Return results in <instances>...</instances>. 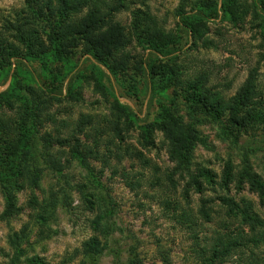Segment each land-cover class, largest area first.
<instances>
[{"label": "rangeland", "instance_id": "374dc122", "mask_svg": "<svg viewBox=\"0 0 264 264\" xmlns=\"http://www.w3.org/2000/svg\"><path fill=\"white\" fill-rule=\"evenodd\" d=\"M45 2L0 0V94L7 92L0 98V264H196L195 251L223 218V196L248 200L264 219L243 177L249 169L264 184V30L257 7L264 12V0H236L241 21L224 16L220 0H125L106 18L125 36L115 74L81 42L65 54L28 53L22 31L46 47L56 40L61 18ZM197 9L208 19L188 32L182 18ZM135 10L173 37L168 55L134 38ZM247 84L253 103L230 122L226 106ZM193 98L226 108L213 119ZM162 110L205 142L196 146L188 175L174 172L157 127ZM200 169L212 182L198 177ZM190 174L203 184L200 193ZM51 193L60 202L50 210ZM195 222L198 239L189 230ZM239 263L236 256L224 262Z\"/></svg>", "mask_w": 264, "mask_h": 264}, {"label": "trees", "instance_id": "16d2710c", "mask_svg": "<svg viewBox=\"0 0 264 264\" xmlns=\"http://www.w3.org/2000/svg\"><path fill=\"white\" fill-rule=\"evenodd\" d=\"M124 3L125 0H46L45 5L48 8L55 6V11L61 18L54 33L56 40L54 42L49 40V47H46L43 43L38 42V38L33 32L25 30L20 33L19 41L26 47L29 54L39 53L41 55L48 51L56 55L65 54L68 52V47H74L81 42L85 45L86 52L93 56L101 67L115 74L116 69H122L123 61L118 57V53L121 51L125 36L116 25L111 22L108 24L106 18L115 11L123 9ZM219 4L224 16L233 21L242 20L244 13L236 6V0H220ZM257 7L258 10L260 9V19L264 30V12L260 6ZM245 12L247 13V10ZM215 15L218 14L215 13ZM206 19L208 18L204 12L197 9L194 13L182 18L183 28L188 32H193L194 28L199 27ZM130 30L142 47L154 52H161L163 55L170 53L168 47L172 43L173 37L166 34L148 14L135 10L132 14ZM145 73L148 72L145 71ZM6 93L0 94V98ZM52 93L55 92H50V94ZM193 100L201 111L213 119L220 116L227 107L226 109L232 116L230 122L235 120L240 111L248 108L247 104L253 103L249 84L240 90L233 98L232 104L228 106L223 105L219 100H216L215 104L207 105L201 100L194 98ZM121 108L125 112L129 111L126 107ZM157 119V127L163 133V138L167 143L169 158L175 164L174 172L188 175L194 166V150L197 145L204 144V140L192 129L186 127L181 117L170 110L160 111ZM3 126L5 125L1 124L0 128ZM2 130L3 128L0 131ZM3 132L6 133L5 130ZM41 156L43 157V155ZM44 157L49 158V153H45ZM48 161L53 169L59 168L57 161L50 159ZM243 175L250 188L257 194L260 205L264 208V184L261 179L249 169H244ZM198 177H202L206 183L212 182L211 175L205 169L199 170ZM190 180L194 185L192 187L200 193L203 184L197 176L190 174ZM59 202L56 195L51 193L47 208L51 210ZM202 203L205 205L208 201ZM220 203L224 209L223 218L212 230L209 239L200 244L195 251L199 257L196 264H224L226 258L230 256L238 257L239 264H264V219L261 213L248 200L235 201L223 196ZM199 211L202 219H210L209 212L204 208ZM189 226L190 224L187 223V227ZM193 226L194 229L190 227L189 230L192 231L191 237L196 239L197 237L193 233L199 229H197L196 222Z\"/></svg>", "mask_w": 264, "mask_h": 264}]
</instances>
